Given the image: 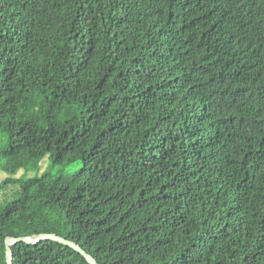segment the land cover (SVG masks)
Segmentation results:
<instances>
[{
    "label": "trees",
    "instance_id": "1",
    "mask_svg": "<svg viewBox=\"0 0 264 264\" xmlns=\"http://www.w3.org/2000/svg\"><path fill=\"white\" fill-rule=\"evenodd\" d=\"M0 148L83 161L0 183V264H264V0H0Z\"/></svg>",
    "mask_w": 264,
    "mask_h": 264
},
{
    "label": "rangeland",
    "instance_id": "2",
    "mask_svg": "<svg viewBox=\"0 0 264 264\" xmlns=\"http://www.w3.org/2000/svg\"><path fill=\"white\" fill-rule=\"evenodd\" d=\"M1 149V148H0ZM3 158L0 153V183L6 179H27L34 176L46 175L49 179L56 176L70 175L79 171L83 166L82 159L74 160L68 164H52L49 154H46L41 160L32 161L28 167L19 169L16 173H8L2 170ZM21 190L19 183H11L0 192V200L2 203L12 200Z\"/></svg>",
    "mask_w": 264,
    "mask_h": 264
},
{
    "label": "water",
    "instance_id": "3",
    "mask_svg": "<svg viewBox=\"0 0 264 264\" xmlns=\"http://www.w3.org/2000/svg\"><path fill=\"white\" fill-rule=\"evenodd\" d=\"M55 240L57 242L60 243H64L66 245H69L71 247H73L74 249H76L77 251H79L82 255H84V257L88 260V262H90L91 264H99V262L96 260V258L90 254L89 252H87L80 244L76 243L75 241H72L70 239H67L63 236H60L58 234L55 233H41L35 236H28V237H13L10 236L6 239V256H7V264H13V260H12V245L17 243V242H27V243H38L41 242L43 240Z\"/></svg>",
    "mask_w": 264,
    "mask_h": 264
}]
</instances>
